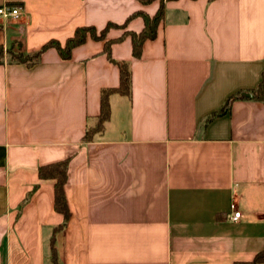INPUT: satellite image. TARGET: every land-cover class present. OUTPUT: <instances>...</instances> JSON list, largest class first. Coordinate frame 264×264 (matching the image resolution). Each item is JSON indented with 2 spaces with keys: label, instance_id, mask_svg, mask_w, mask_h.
I'll use <instances>...</instances> for the list:
<instances>
[{
  "label": "crops",
  "instance_id": "1",
  "mask_svg": "<svg viewBox=\"0 0 264 264\" xmlns=\"http://www.w3.org/2000/svg\"><path fill=\"white\" fill-rule=\"evenodd\" d=\"M161 0H0L22 16L0 26V45L32 54L64 45L79 27L152 17ZM153 40L132 55L126 32L142 18L88 37L63 60L0 65V264H51L63 223L54 181L39 167L68 159L70 218L56 235L61 264H235L264 250V0H162ZM130 66L129 96L109 98L102 133L82 142L102 90ZM230 110L205 125L231 96ZM28 201L20 208L26 196ZM240 213L231 221L230 205Z\"/></svg>",
  "mask_w": 264,
  "mask_h": 264
},
{
  "label": "trees",
  "instance_id": "2",
  "mask_svg": "<svg viewBox=\"0 0 264 264\" xmlns=\"http://www.w3.org/2000/svg\"><path fill=\"white\" fill-rule=\"evenodd\" d=\"M154 0H141L143 4L150 3ZM172 1V0H167ZM136 17H140L143 20L144 27L139 33L126 32L124 36H129L132 42V55L134 58H139L141 54L142 45L148 40H153L156 37V30L159 23L163 17V1H160L159 8L157 12L152 16H148L143 12L133 13L127 20L120 25L109 23L99 32L96 31L94 27H79L75 30L72 37L68 38L65 44L62 46L55 40H51L44 44L40 50L32 54H25L21 51H13L12 48L4 49L0 45V65L3 64L5 57L9 58L11 63L24 64L27 67H32L37 64L40 60L41 55L48 49H55L59 56L63 60H68L70 58L71 51L84 44L86 39L90 37L95 41L103 40L107 31L111 28L116 29H125L127 23ZM115 41H109L105 43L104 53L106 54L109 61L115 64L119 70V86L115 89H105L101 92L100 97V113L96 118V121L93 126H90L86 129L85 135L82 138V142H90L93 137L97 134H100L104 130L105 123L109 120L110 117V106L109 98L118 94L121 96H129L130 93V84H131V73L130 66L125 62H116L112 60L110 56V46ZM252 95L254 99L264 103V70L262 72V78L258 87L253 90ZM245 94L247 93H237L234 96L228 98L223 107L216 113H213L205 120V125L210 123L213 119L220 117L226 114L231 107L232 102L239 99H245ZM69 160H63L57 163L49 164L46 166L39 167L37 170V175L40 180H52L54 181V202L53 208L54 211L63 217V223L54 227L52 230L51 237L48 241L49 249V259L51 264H61L58 257V252L56 248V235L60 233L67 221L70 218V213L67 207V202L64 194V186L67 181V166ZM36 189L34 187L32 191L26 196L20 208L28 201L31 193ZM235 264H264V250L258 252L251 262L235 263Z\"/></svg>",
  "mask_w": 264,
  "mask_h": 264
},
{
  "label": "built area",
  "instance_id": "3",
  "mask_svg": "<svg viewBox=\"0 0 264 264\" xmlns=\"http://www.w3.org/2000/svg\"><path fill=\"white\" fill-rule=\"evenodd\" d=\"M22 6L20 5H1L0 6V26L5 27L10 21H17L22 16ZM234 204L230 205V217L231 221H237L240 217V213L235 211Z\"/></svg>",
  "mask_w": 264,
  "mask_h": 264
},
{
  "label": "water",
  "instance_id": "4",
  "mask_svg": "<svg viewBox=\"0 0 264 264\" xmlns=\"http://www.w3.org/2000/svg\"><path fill=\"white\" fill-rule=\"evenodd\" d=\"M244 96H245L246 98H250V99L253 98V96H252L251 94H245Z\"/></svg>",
  "mask_w": 264,
  "mask_h": 264
}]
</instances>
